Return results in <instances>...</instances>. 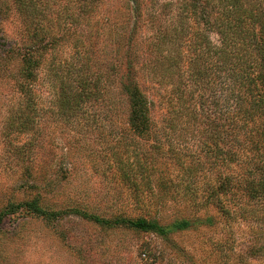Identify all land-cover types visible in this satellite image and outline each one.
<instances>
[{
    "label": "rangeland",
    "instance_id": "rangeland-1",
    "mask_svg": "<svg viewBox=\"0 0 264 264\" xmlns=\"http://www.w3.org/2000/svg\"><path fill=\"white\" fill-rule=\"evenodd\" d=\"M169 1L178 0H144V7L151 2L156 11H146V22L140 24L130 0L99 1L88 20L80 10L81 0H0V264L264 262L262 254H252L254 246H264L263 203L238 194L233 200L240 199L245 217L238 213L234 220L225 219L207 196L219 172L205 167L196 175L187 174L170 158V145L186 154L201 153L200 136L189 135L184 141L156 131L154 137L138 139L139 146L146 141L148 146L161 144L156 151L167 159L149 174L137 164L114 161L113 132L128 128L129 103L122 86L126 71L133 67L141 75L143 69L138 82L151 101L156 129L172 115L171 83L155 80L150 65L143 68L155 27L172 32L179 28L181 9L165 5ZM189 21L193 24V17ZM212 38L217 40V34ZM86 47L97 61L94 71L102 72V93L84 103L81 115L67 119L56 109L61 80ZM30 55L37 62L28 96L20 90L27 80L21 72L23 61ZM163 56L155 51L152 57L156 63ZM187 64L183 61L182 69ZM21 111L32 119L29 126ZM125 133L124 146L131 137ZM84 209L108 222L101 225L77 212ZM117 214L162 225L179 219L201 222L160 234L115 226ZM209 216L215 225H209Z\"/></svg>",
    "mask_w": 264,
    "mask_h": 264
},
{
    "label": "trees",
    "instance_id": "trees-1",
    "mask_svg": "<svg viewBox=\"0 0 264 264\" xmlns=\"http://www.w3.org/2000/svg\"><path fill=\"white\" fill-rule=\"evenodd\" d=\"M99 1L102 0H81L80 10L85 20L93 19ZM130 1L140 24L146 22V11H156L151 2L144 7V0ZM165 5L181 9L177 13L179 28L172 32L167 27H155L156 32L150 35L153 38L148 39L143 68L150 65L155 80L171 83L172 115L165 119L161 130L156 129L151 101L138 82L144 75L143 69L141 75L133 67L126 71L122 86L129 103L128 128L121 133L113 132L114 161L121 166L137 164L140 171L149 174L160 164L167 163V159L159 157L161 144L151 147L146 141L139 146L138 139L154 137L156 131L164 137L176 134L181 140L189 135L200 136L201 153L186 154L181 148L170 145L173 151L170 158L173 157L175 164L187 174L196 175L198 169L205 167L218 171L207 196L225 219L234 220L238 213L245 217L247 211L240 205V199L233 200L238 194L248 200H260L258 202L264 205V0H178ZM192 17L193 24L189 21ZM138 28L136 26L134 31ZM213 33L217 34V40L212 38ZM90 48L79 58L78 64L71 63V70L61 80L56 109L67 119H73L79 112L81 115L84 103L98 99L102 93L103 75L94 71L97 61ZM155 51L164 55L162 60L156 58V63L152 57ZM183 61L188 62L186 69H182ZM36 62L33 55L23 61L21 72L27 80L22 82L20 91L28 96L31 88L28 82L34 79ZM32 105L29 106L36 116L38 112ZM20 116L27 126L31 124L32 119L25 111H21ZM126 130L131 133L130 141L135 142L136 147H132L130 141L124 146L123 137H128ZM124 175L129 180V174ZM31 178L38 177L28 176V180ZM222 188L225 191H220ZM77 212L101 225L108 222L105 217L86 209ZM207 220L209 225H215L213 216ZM112 222L118 227L165 234L170 227L187 230L201 220L179 219L171 225H162L155 219L117 214ZM254 247V256L257 253L264 256V246Z\"/></svg>",
    "mask_w": 264,
    "mask_h": 264
}]
</instances>
